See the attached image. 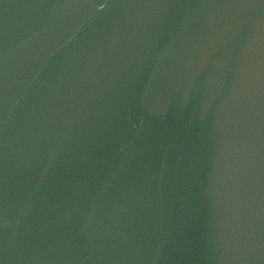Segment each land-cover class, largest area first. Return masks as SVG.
Returning <instances> with one entry per match:
<instances>
[{
	"label": "water",
	"instance_id": "1",
	"mask_svg": "<svg viewBox=\"0 0 264 264\" xmlns=\"http://www.w3.org/2000/svg\"><path fill=\"white\" fill-rule=\"evenodd\" d=\"M0 264H264V0H0Z\"/></svg>",
	"mask_w": 264,
	"mask_h": 264
}]
</instances>
